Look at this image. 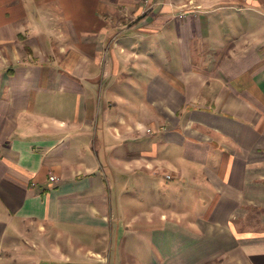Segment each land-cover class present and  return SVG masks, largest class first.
<instances>
[{"label":"crops","instance_id":"obj_1","mask_svg":"<svg viewBox=\"0 0 264 264\" xmlns=\"http://www.w3.org/2000/svg\"><path fill=\"white\" fill-rule=\"evenodd\" d=\"M151 1L0 0V264H264V0Z\"/></svg>","mask_w":264,"mask_h":264},{"label":"built area","instance_id":"obj_2","mask_svg":"<svg viewBox=\"0 0 264 264\" xmlns=\"http://www.w3.org/2000/svg\"><path fill=\"white\" fill-rule=\"evenodd\" d=\"M152 1L151 0H145V4H147L148 6L151 5ZM168 178H171L170 175L167 176ZM51 180L53 181H57L59 180V178H57L56 176H51Z\"/></svg>","mask_w":264,"mask_h":264},{"label":"rangeland","instance_id":"obj_3","mask_svg":"<svg viewBox=\"0 0 264 264\" xmlns=\"http://www.w3.org/2000/svg\"><path fill=\"white\" fill-rule=\"evenodd\" d=\"M171 176V175H170ZM142 206V205H141Z\"/></svg>","mask_w":264,"mask_h":264}]
</instances>
